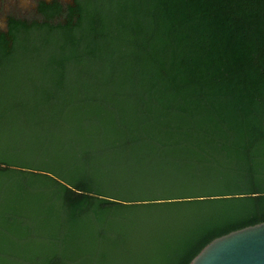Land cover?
I'll return each instance as SVG.
<instances>
[{"label": "trees", "instance_id": "16d2710c", "mask_svg": "<svg viewBox=\"0 0 264 264\" xmlns=\"http://www.w3.org/2000/svg\"><path fill=\"white\" fill-rule=\"evenodd\" d=\"M10 36L0 264H189L264 222V0H76Z\"/></svg>", "mask_w": 264, "mask_h": 264}, {"label": "water", "instance_id": "95a60500", "mask_svg": "<svg viewBox=\"0 0 264 264\" xmlns=\"http://www.w3.org/2000/svg\"><path fill=\"white\" fill-rule=\"evenodd\" d=\"M189 264H264V222L212 240Z\"/></svg>", "mask_w": 264, "mask_h": 264}, {"label": "flooded vegetation", "instance_id": "af4514ba", "mask_svg": "<svg viewBox=\"0 0 264 264\" xmlns=\"http://www.w3.org/2000/svg\"><path fill=\"white\" fill-rule=\"evenodd\" d=\"M76 0H0V38L11 43L10 28L18 24L41 22L46 15L60 19Z\"/></svg>", "mask_w": 264, "mask_h": 264}, {"label": "rangeland", "instance_id": "374dc122", "mask_svg": "<svg viewBox=\"0 0 264 264\" xmlns=\"http://www.w3.org/2000/svg\"><path fill=\"white\" fill-rule=\"evenodd\" d=\"M14 65H10L0 70V113L4 107L3 96L6 93V88H10V91L15 93H21L22 87L25 86V70L20 61L16 60ZM13 86H19V89H13ZM3 132H6L5 127H0Z\"/></svg>", "mask_w": 264, "mask_h": 264}]
</instances>
